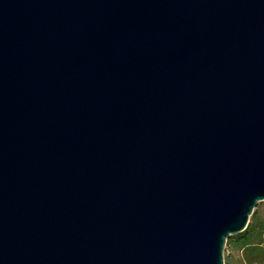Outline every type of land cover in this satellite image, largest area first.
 I'll list each match as a JSON object with an SVG mask.
<instances>
[{
	"label": "water",
	"instance_id": "obj_1",
	"mask_svg": "<svg viewBox=\"0 0 264 264\" xmlns=\"http://www.w3.org/2000/svg\"><path fill=\"white\" fill-rule=\"evenodd\" d=\"M264 202V0H0V264H225Z\"/></svg>",
	"mask_w": 264,
	"mask_h": 264
},
{
	"label": "trees",
	"instance_id": "obj_2",
	"mask_svg": "<svg viewBox=\"0 0 264 264\" xmlns=\"http://www.w3.org/2000/svg\"><path fill=\"white\" fill-rule=\"evenodd\" d=\"M227 249L237 253L241 264H264V212L256 207L247 229L227 241ZM233 255L225 258L231 264Z\"/></svg>",
	"mask_w": 264,
	"mask_h": 264
},
{
	"label": "rangeland",
	"instance_id": "obj_3",
	"mask_svg": "<svg viewBox=\"0 0 264 264\" xmlns=\"http://www.w3.org/2000/svg\"><path fill=\"white\" fill-rule=\"evenodd\" d=\"M257 207H259L260 210L264 212V202L259 203L257 205ZM226 249H227V246H225V249H224V260L227 256L233 255V259H232L231 264H241L238 254L237 253H231Z\"/></svg>",
	"mask_w": 264,
	"mask_h": 264
}]
</instances>
